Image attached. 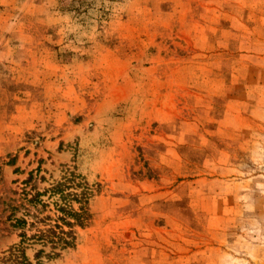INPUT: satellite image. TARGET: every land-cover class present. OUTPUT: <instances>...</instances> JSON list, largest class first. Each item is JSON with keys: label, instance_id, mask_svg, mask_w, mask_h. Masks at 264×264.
<instances>
[{"label": "rangeland", "instance_id": "rangeland-1", "mask_svg": "<svg viewBox=\"0 0 264 264\" xmlns=\"http://www.w3.org/2000/svg\"><path fill=\"white\" fill-rule=\"evenodd\" d=\"M58 182L32 264H264V0H0V260Z\"/></svg>", "mask_w": 264, "mask_h": 264}, {"label": "trees", "instance_id": "trees-1", "mask_svg": "<svg viewBox=\"0 0 264 264\" xmlns=\"http://www.w3.org/2000/svg\"><path fill=\"white\" fill-rule=\"evenodd\" d=\"M33 175L32 172L28 178L24 180V184L31 181ZM68 180V179H66ZM66 183L58 182L52 185L50 189L45 191H37L35 187H31L29 191L23 190V196L19 201V205H12L7 219L10 221L9 226L18 231L19 242L13 244L8 248L5 255L1 257L0 264H32L29 257L26 255V246L33 243H40L42 246L47 244L55 250L56 248L65 249L71 247L74 241V233L72 227L74 225H83L86 216V211L83 206V202L87 199L85 196L86 191L80 193L65 192ZM77 186V185H76ZM33 191L31 193L30 191ZM46 191H49L50 195H59L61 203L55 202V209L60 214L53 219L50 215H43V212L48 205L41 199ZM70 199L81 203L78 210H75L71 205ZM22 209L21 216H17L16 212ZM72 219L74 222H71ZM63 226L69 228L65 231ZM27 231L31 233L28 234ZM43 253L42 250L35 252L34 257L38 259ZM59 256L58 252L52 251L48 254V258H54Z\"/></svg>", "mask_w": 264, "mask_h": 264}]
</instances>
